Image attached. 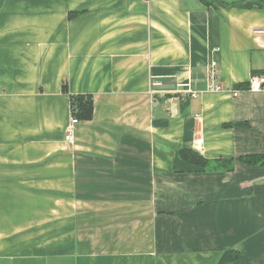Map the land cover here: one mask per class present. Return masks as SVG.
<instances>
[{"label": "crops", "instance_id": "0c3cea01", "mask_svg": "<svg viewBox=\"0 0 264 264\" xmlns=\"http://www.w3.org/2000/svg\"><path fill=\"white\" fill-rule=\"evenodd\" d=\"M259 29L261 0H0V264H264Z\"/></svg>", "mask_w": 264, "mask_h": 264}, {"label": "trees", "instance_id": "16d2710c", "mask_svg": "<svg viewBox=\"0 0 264 264\" xmlns=\"http://www.w3.org/2000/svg\"><path fill=\"white\" fill-rule=\"evenodd\" d=\"M204 1V0H202ZM264 2V0H261ZM70 107H71V114L78 120V121H89L93 115V101L92 98L89 96L79 95V96H71L70 97ZM179 157L195 166L197 168H204L208 161L203 159L199 154L189 151V150H180ZM245 163H262L264 164V157L261 156H251L245 157L243 159ZM239 255L233 251H227L223 254L220 263L221 264H228L233 263L238 259Z\"/></svg>", "mask_w": 264, "mask_h": 264}, {"label": "built area", "instance_id": "2783aa9c", "mask_svg": "<svg viewBox=\"0 0 264 264\" xmlns=\"http://www.w3.org/2000/svg\"><path fill=\"white\" fill-rule=\"evenodd\" d=\"M255 33L257 34H264V29H259L256 30ZM216 78V71L213 67V65L211 66V69L209 71V81H210V85H209V90L210 91H222V88L219 87L218 85L214 84ZM264 85V77L262 76H253L248 83V89L251 92H258L260 90H262ZM238 92H233V96H236ZM192 97H195V95H192ZM78 123V120L71 114V118L69 121V124L67 125L66 129H65V142L67 144H73V133H74V127L75 125Z\"/></svg>", "mask_w": 264, "mask_h": 264}]
</instances>
